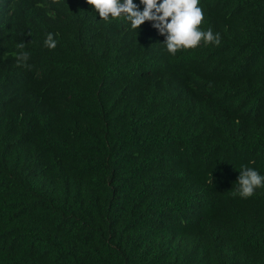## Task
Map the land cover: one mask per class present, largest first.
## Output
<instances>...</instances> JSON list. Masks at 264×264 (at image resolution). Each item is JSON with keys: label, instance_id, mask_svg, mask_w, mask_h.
Wrapping results in <instances>:
<instances>
[{"label": "trees", "instance_id": "obj_1", "mask_svg": "<svg viewBox=\"0 0 264 264\" xmlns=\"http://www.w3.org/2000/svg\"><path fill=\"white\" fill-rule=\"evenodd\" d=\"M200 6L221 44L173 56L152 21L0 0V264H264V188L232 195L264 175V0Z\"/></svg>", "mask_w": 264, "mask_h": 264}, {"label": "clouds", "instance_id": "obj_2", "mask_svg": "<svg viewBox=\"0 0 264 264\" xmlns=\"http://www.w3.org/2000/svg\"><path fill=\"white\" fill-rule=\"evenodd\" d=\"M94 7L100 19L105 21L124 19L130 22L132 29H138L146 21H152L153 27L165 36L164 44L171 55L178 51H186L205 45L221 44L220 34L214 33L211 28L206 31L202 29L205 13L200 6V0H140V4L134 0H87ZM143 5L141 10L140 5ZM46 14L48 12H45ZM43 17V15H37ZM30 35V34H29ZM45 46L54 49L57 41L53 33H48ZM17 48L23 50L25 43L20 42ZM18 64L30 67L26 62L29 53L20 51L17 54ZM236 188L232 195H239L247 199L255 195L256 189L264 188V175L254 168L241 166L240 174L235 182Z\"/></svg>", "mask_w": 264, "mask_h": 264}]
</instances>
